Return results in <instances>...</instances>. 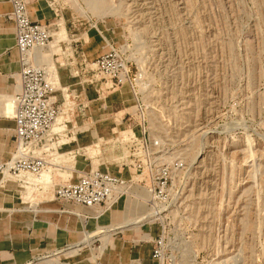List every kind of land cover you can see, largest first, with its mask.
I'll return each mask as SVG.
<instances>
[{
	"label": "rangeland",
	"instance_id": "374dc122",
	"mask_svg": "<svg viewBox=\"0 0 264 264\" xmlns=\"http://www.w3.org/2000/svg\"><path fill=\"white\" fill-rule=\"evenodd\" d=\"M47 2L46 59L59 73L85 76L75 79L78 94L88 87L69 100L60 88V103L75 109L60 123L70 120L71 130L78 108L94 101L74 131L82 156L56 165L107 167L130 189L84 238L54 196L77 174L56 170L49 185L22 187L2 173L14 154L6 153L13 128L4 112L14 93L0 87V218L23 212L40 224L38 253L25 264H264V0ZM13 25L0 20V54L11 55ZM112 49L123 84L94 65ZM80 52L93 61L73 63Z\"/></svg>",
	"mask_w": 264,
	"mask_h": 264
},
{
	"label": "built area",
	"instance_id": "2783aa9c",
	"mask_svg": "<svg viewBox=\"0 0 264 264\" xmlns=\"http://www.w3.org/2000/svg\"><path fill=\"white\" fill-rule=\"evenodd\" d=\"M10 2L12 11L8 18L15 25L20 83L18 91L13 95L12 119L15 123L13 133L16 149L10 161L5 163V167H1V171L18 178L23 184L22 187H26V184L32 185V177H41L43 173L70 171L72 176L77 174V177L57 185L54 190L55 198L87 209L109 211L130 189L129 182L107 167L80 171L75 165H56L55 161L64 155L72 161L82 156L78 150L65 149L76 142V139L68 138L70 120L60 123L62 127L58 131L54 130L65 111L74 114L75 109L67 102L68 107H63L56 99L60 87L50 68V62L46 59L47 50L53 41L51 25L31 20L29 0ZM118 60V52L112 49L94 63L103 75L109 77L111 85L123 84L127 80L120 71ZM62 90L63 98L69 100L72 93L68 88ZM50 183L43 180L39 185L44 187ZM161 189L159 186V191L155 190V194H161ZM156 256H160L159 249L156 250Z\"/></svg>",
	"mask_w": 264,
	"mask_h": 264
},
{
	"label": "crops",
	"instance_id": "0c3cea01",
	"mask_svg": "<svg viewBox=\"0 0 264 264\" xmlns=\"http://www.w3.org/2000/svg\"><path fill=\"white\" fill-rule=\"evenodd\" d=\"M74 2V0H73ZM75 3V2H74ZM76 4V3H75ZM77 5V4H76ZM79 5V4H78ZM77 5V6H78ZM12 11V5L10 0H0V20L4 18V16H8ZM29 14L30 18L34 22H39L45 25H48L51 22V18H53L52 13L48 10V2L47 0H29ZM50 25V24H49ZM4 31V29H3ZM9 33H11L10 38L7 40L8 46L11 47V55L9 56L5 52L0 54V67L5 72V75L1 74L0 76V87L5 85L6 90L11 91L12 93H16L19 89V73H20V62H19V53L16 48V32L15 27H10L7 29ZM72 47V46H71ZM79 48H81L79 46ZM6 49V46H5ZM53 51L51 49L47 50L46 55L51 56ZM55 55V54H54ZM98 59V58H97ZM96 59V60H97ZM93 61L92 58L88 56L86 52L78 53L75 58H73V63H81L87 64L88 62ZM50 68L54 67L55 64L52 62L49 63ZM59 78L61 87L68 88L70 92L72 91L73 97L76 98L82 97V94L86 95L87 86L82 85L81 91L82 94H78L77 88L75 89L74 83L75 79L81 78L84 79L85 76H76L74 72L65 74V71H60ZM12 97V96H11ZM10 98V97H9ZM11 99V98H10ZM9 99V100H10ZM56 99L58 103L61 102L62 96L60 95L59 91L56 93ZM94 101H87V105L84 108H78V114L73 118V128L69 130L68 138L75 139L74 134L76 131V125L82 124L85 122V118L90 113V108L87 111L85 107H88V104H91ZM7 105V103H6ZM4 107L5 114H8L7 106ZM10 116V115H9ZM12 118V116H11ZM15 123L12 119L11 128L14 129ZM75 131V132H74ZM71 135V136H70ZM8 140V139H6ZM81 142V140H76L69 146H66L65 149H73L72 146L77 143ZM6 153L10 155L16 149V143L14 140V133L9 137V144ZM9 157H7L8 160ZM6 160V161H7ZM111 170V169H110ZM112 171V170H111ZM113 172V171H112ZM115 173V172H113ZM117 174V173H116ZM64 203V202H63ZM66 208V213L71 214L76 218V220L81 224V232L84 234V238H86L87 233L91 231L87 230L88 225L98 223L100 220L105 219L106 217H111L117 211V206L115 205L109 213L100 217L98 220L94 218L93 211H97V209H87L83 207H79L73 205L71 203H64ZM73 205V206H71ZM86 210V211H85ZM84 216L89 217L84 224ZM74 218V219H75ZM39 221V220H38ZM18 222H22L25 224L24 227L20 228L18 226ZM75 224V221L72 223ZM33 226V233L32 235L29 234V230ZM40 224L37 225L36 222L31 223L30 218L27 217L26 214L23 212L16 213L13 217H3L0 218V261L1 264H25L29 258L33 257L38 253L39 244L38 242H34V238H39L40 235ZM101 228V227H100ZM99 230V227L97 228ZM70 234L76 232L73 227H69ZM33 239V240H32ZM33 241V242H31Z\"/></svg>",
	"mask_w": 264,
	"mask_h": 264
},
{
	"label": "bare ground",
	"instance_id": "6f19581e",
	"mask_svg": "<svg viewBox=\"0 0 264 264\" xmlns=\"http://www.w3.org/2000/svg\"><path fill=\"white\" fill-rule=\"evenodd\" d=\"M51 70L53 71V74L55 75V77L57 78V83H58V87H60L61 88V83H60V78H59V74H58V70H57V68L54 66V67H51ZM7 111H8V114L10 115V116H13V112H14V106H13V97L10 99V100H8V102H7ZM61 125H60V120L58 121V123L55 125V127H54V130L55 131H58L59 129H61ZM6 175H9V173L8 172H6ZM49 178H50V175L48 174V173H43V175L40 177H37V178H32V180H34V179H39V181L38 182H42L43 180L44 181H49ZM111 210H109L108 212H103V213H100V211H96L95 212V214H99V216L97 217V218H100V217H102V216H104V215H106L107 213H109ZM129 222V221H128ZM129 223H131V222H129ZM129 223H127V224H129ZM126 223L124 224L125 225V227H126V225H127ZM123 226V225H122ZM128 226V225H127ZM97 233H100V232H97ZM95 234V233H94ZM93 235V234H92ZM95 236V235H94ZM90 239H91V237H90ZM90 239H85V240H90ZM93 239V238H92Z\"/></svg>",
	"mask_w": 264,
	"mask_h": 264
}]
</instances>
